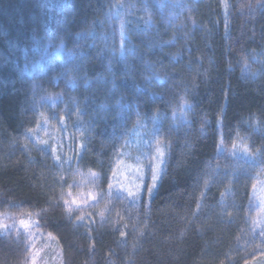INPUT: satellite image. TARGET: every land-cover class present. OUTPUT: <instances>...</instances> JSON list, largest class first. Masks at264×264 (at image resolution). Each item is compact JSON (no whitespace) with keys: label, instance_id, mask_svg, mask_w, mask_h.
<instances>
[{"label":"trees","instance_id":"1","mask_svg":"<svg viewBox=\"0 0 264 264\" xmlns=\"http://www.w3.org/2000/svg\"><path fill=\"white\" fill-rule=\"evenodd\" d=\"M154 3L0 0V264H264V0ZM136 131L135 200L67 206L64 168L112 197Z\"/></svg>","mask_w":264,"mask_h":264},{"label":"rangeland","instance_id":"2","mask_svg":"<svg viewBox=\"0 0 264 264\" xmlns=\"http://www.w3.org/2000/svg\"><path fill=\"white\" fill-rule=\"evenodd\" d=\"M166 0H154V5L158 7L160 2ZM199 1V0H193ZM129 12H126L120 24V32L122 36V50L127 40L126 35V17ZM37 58L33 55L30 62L22 64L23 72L30 76L41 69L45 59L55 56L57 59H62L67 56V52L61 47L50 50L48 47L43 48V51L36 52ZM51 107L61 106L66 107L67 102L60 97H53L48 100ZM191 108L188 105H183L170 119L172 127L179 128L188 125L190 122ZM144 137L139 131L133 133L130 142L123 152L122 162L112 177L109 192L112 197H105L104 192L99 188L96 176L79 171L77 168L66 166V175L64 178L65 189L63 192V201L67 206L72 208L89 207L92 205H100V212L113 216L115 206L119 205L122 200H135L138 194L141 193V183L144 173L138 165L140 158L143 155ZM153 165V164H152ZM156 167V164H154ZM113 192V193H112ZM116 195V196H113ZM75 201V203H72ZM255 203L258 209L261 210L262 217L260 219L261 228L264 229V181H261L255 193ZM118 203V204H117ZM116 204V205H115ZM113 205H115L113 207ZM113 207V208H112ZM104 217V216H103ZM38 241V240H37ZM42 243V240H41ZM42 248V245H41ZM40 248V249H41ZM49 249L51 247L49 246Z\"/></svg>","mask_w":264,"mask_h":264},{"label":"snow or ice","instance_id":"3","mask_svg":"<svg viewBox=\"0 0 264 264\" xmlns=\"http://www.w3.org/2000/svg\"><path fill=\"white\" fill-rule=\"evenodd\" d=\"M65 203H67V201H66ZM72 203H75V201H72ZM22 223H23V222H22Z\"/></svg>","mask_w":264,"mask_h":264}]
</instances>
